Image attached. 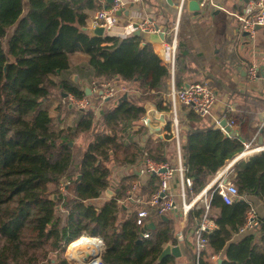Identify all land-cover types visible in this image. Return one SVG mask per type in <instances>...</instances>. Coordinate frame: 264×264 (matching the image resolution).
<instances>
[{
    "label": "trees",
    "instance_id": "trees-1",
    "mask_svg": "<svg viewBox=\"0 0 264 264\" xmlns=\"http://www.w3.org/2000/svg\"><path fill=\"white\" fill-rule=\"evenodd\" d=\"M24 2L29 10L22 17ZM103 7L95 0H0V264H72L66 251L81 237L102 239L105 264L175 262L174 255L159 259L169 242L178 243L173 220L166 214L150 229L149 237L139 241L137 213L128 214L124 207L135 176L123 177L114 188L115 196L94 203L112 188L106 162L122 147L123 165L134 163L144 149L156 162L168 160L164 141L143 149L122 136L147 113L148 105L168 113L169 67L143 34L99 37L84 31L86 10ZM17 20L8 36V27ZM181 45L178 40V48ZM75 53L88 56L81 72L124 82L132 90L121 103L98 114L93 107L80 109L72 125L60 127L41 105L44 98L48 101L56 94L54 89L60 97L63 93L78 99L86 96L85 89L68 77ZM53 76L62 78L56 81ZM175 84L185 85L177 70ZM182 110V148L187 175L193 181L188 191L191 198L243 149V142L215 128L208 117L186 106ZM84 133L91 138L75 165V139ZM235 174L241 197L227 204L219 195L213 196L217 228L203 234L208 246L201 264H212L213 255H221L222 264H264L263 218L253 231L234 239L252 208L249 199H264V152L236 164ZM158 182L152 177L143 194L157 190ZM202 214V208L192 210L188 224L196 225ZM192 250L195 264L194 246Z\"/></svg>",
    "mask_w": 264,
    "mask_h": 264
},
{
    "label": "crops",
    "instance_id": "crops-1",
    "mask_svg": "<svg viewBox=\"0 0 264 264\" xmlns=\"http://www.w3.org/2000/svg\"><path fill=\"white\" fill-rule=\"evenodd\" d=\"M129 1L130 3L124 8L123 13L118 15L117 30L132 22L149 20L152 24L160 26L168 32L173 27L179 15L180 0H172V3L168 0ZM95 2L97 6L104 5V7L111 4H108L107 0H95ZM247 3L248 1L246 0H213V5L208 4L205 7H200L201 9L198 13L191 10L187 4L180 15L179 40L182 45L177 50L174 75L176 77L177 70L178 78L185 85L189 82H207L214 90L217 95V101L211 115L208 116V120L211 123H214L216 119L224 115H228L235 122L231 127V134H234V137L244 142L252 140L256 136L257 142L262 143L264 142V77L262 76L264 72V27L260 26L259 28H255L253 34L241 30V22L238 19V15L244 14ZM28 10L29 8L24 2L22 17L27 14ZM97 10L99 9L86 10L88 18L85 27H95L93 17ZM127 12L129 13L127 14ZM18 22L17 20L9 27L7 30L8 36L13 34ZM86 32L89 34L88 31ZM140 34H143L146 40L152 44L156 53L162 50L164 45L161 42L163 38L162 34L158 36L152 32L144 31H141ZM106 35L104 34V36ZM75 58H79L77 63ZM87 61L88 56L83 53H75L71 57L73 70L70 73L74 71V73L78 72L77 74L81 77V83L79 85L83 89H85V81L87 82L96 78L89 77L79 70V68L87 64ZM253 65L257 66L259 73L255 79H251L248 74L249 68ZM169 78L168 90L171 84V77ZM119 82L120 84L126 85L129 90H132L128 84ZM129 93L127 94L129 95ZM92 94H89V96ZM106 101L105 104L107 107H110L112 103L114 105L118 103V100ZM151 108L155 107L152 105L147 106V114ZM95 113L98 114L99 112ZM161 113L156 110V116H159ZM181 113L184 118L185 112L182 110ZM63 122H59L60 125ZM153 125L166 129V126H163L160 122H153ZM145 130H147L146 134L144 132ZM125 131L128 133V136L131 135L129 132L134 134L131 142L139 146L150 143L157 144L159 141H164L166 157L168 160L173 159V154H175L173 141L165 139L156 140L152 132L153 129L149 125L145 127L138 121L128 126ZM171 150H173V153L170 155L169 152ZM125 165L127 164H124L122 167V177L117 185H114L110 179L112 188L108 189L114 191L113 196L116 194L114 188L118 187L123 177L132 176L129 175L128 165ZM146 185L141 186V193H143ZM103 194L105 195V192ZM105 198L108 199L111 197L105 195ZM249 202L252 208L256 210L258 218L264 219V199L251 198ZM124 203L128 214L132 211L136 212L137 206L133 202L125 199ZM173 214L176 215V212H171L166 215L173 220L175 237L181 250V256H175L174 264H192L193 234L197 224H188V216L186 218L181 216L179 219L174 217L175 215ZM162 216L158 217L161 218ZM158 221L159 219H153L152 222L157 226ZM245 232L236 234L234 239H240L246 234ZM179 236H182V241L178 239ZM86 248L100 250L103 253L105 246L101 240L100 246L86 245L80 249ZM78 252L69 254L68 248L66 251L67 258L72 264H86L82 262L81 254ZM220 258L221 255H213L210 259L212 264H218Z\"/></svg>",
    "mask_w": 264,
    "mask_h": 264
},
{
    "label": "built area",
    "instance_id": "built-area-1",
    "mask_svg": "<svg viewBox=\"0 0 264 264\" xmlns=\"http://www.w3.org/2000/svg\"><path fill=\"white\" fill-rule=\"evenodd\" d=\"M104 1V0H103ZM190 0H180L179 15L170 31L166 32L160 26L152 24L149 20L132 22L131 24L123 26L120 30L118 27L117 11L124 9L129 0H113V2L106 7H103L95 13L93 17L94 26H103L105 34L109 36L128 37L133 35L136 30L144 32H152L163 35L161 42H163L162 50L155 52L162 60L163 64L169 67V74L171 77L170 88L166 93L169 103L168 113H163L165 116L166 129L160 127L158 131H152L156 140L165 139L173 141L175 154L173 159L165 162L154 161L148 153L146 144H142L144 151L141 156L134 163L127 164L129 175L136 177L127 192V201L133 202L136 208V223L141 229L145 228L155 217L169 214L171 212L180 213L185 218L194 209H203L201 219L198 221L194 229V247L196 249V263H200L201 254L208 246V239L203 235L217 228V224L213 219L215 210L212 207V199L214 195H219L227 204H232L239 199L240 191L236 183L235 166L243 160H248L254 155L264 152V142L258 143L257 137L254 136L252 140L243 142V149L230 159L222 168L215 172L214 176L207 183V185L197 194L191 198L188 197V191L192 189L193 181L187 175V168L185 166V159L182 148V127L180 119L182 118L181 108L186 106L202 117L211 115L212 110L217 101V95L207 82H189L182 87H177L175 84V65L178 50L179 40V24L180 15L183 8ZM200 7H205L208 4L213 5V0H197ZM241 22V30L249 34H253L257 26L264 27V0H249L243 15H238ZM248 74L251 79L258 77V68L253 65L249 68ZM131 90L126 85L120 84L114 79H102L92 81L91 93L97 94L98 103L102 104L106 100H118V98L125 92L129 93ZM70 104L75 105L79 109L87 110L93 100L91 96L78 99L72 94H68ZM96 103V102H95ZM164 103V105L168 104ZM99 112V110H96ZM149 116L146 113L139 122L141 125L148 127ZM226 119L227 125L231 128L234 125L233 120H229L227 115L215 120L214 127L222 130L228 135L231 132L226 131L222 121ZM168 123L170 128L167 127ZM162 130V131H161ZM147 133V130H145ZM169 136V137H168ZM125 165V166H127ZM156 176L159 180L158 188L154 192L147 195L141 193V186L147 184L152 177ZM64 189V186H61ZM259 226V218L256 210L251 208L248 212L246 221L240 232L253 231ZM150 229H146L142 233V237H149ZM178 239L183 240L182 236ZM101 242V240H100ZM169 245L176 246L178 243L169 242ZM96 247V246H95ZM102 252L98 253L94 250V255L86 264H105L101 258Z\"/></svg>",
    "mask_w": 264,
    "mask_h": 264
},
{
    "label": "rangeland",
    "instance_id": "rangeland-1",
    "mask_svg": "<svg viewBox=\"0 0 264 264\" xmlns=\"http://www.w3.org/2000/svg\"><path fill=\"white\" fill-rule=\"evenodd\" d=\"M75 59H76V63H77L79 61L78 60L79 58H75ZM71 69L73 70V66L72 65H71ZM74 72L69 73L68 77L71 79L72 82H74L75 84L79 85V83H81V77L77 74L78 72H76V73H74ZM61 78L62 77H60V76H53V79L56 80V81L60 80ZM94 80H97V79L95 78V79H93V81ZM98 80H102V79H98ZM84 85H85V87L89 86L91 88L92 87V82L91 81H87V82L85 81ZM53 92L54 93L56 92V94H58V91L56 89H54ZM56 94L51 96L48 101L45 100L43 102V104L41 105V108L47 109L49 111V113L52 115L53 119L55 120L56 124L60 125V123H58V122H59L60 119H63L64 122L60 125V127H63V126L66 127V126L72 125L73 122H74V119L76 118L75 114L80 109L78 107H76L75 105L70 104V100H69V96L68 95L66 97H63V96L60 97L59 95L57 96ZM90 96H91L90 98H91V100H93V102L89 106L95 108V110H101L102 108L107 107L105 102L102 103V104L98 103L97 94H92ZM60 104L62 105L61 110L58 109V106ZM67 105H69L70 108H74V109L72 111H66L65 107ZM111 106H114V104L112 103ZM129 134H131V135L128 136L127 134H124L122 137L123 138H128L129 137V138H131V140H133L134 134H132L131 132H129ZM145 134H146V132H145ZM90 138H91L90 134H85L84 133L80 137L75 139V146H74V161H75V165L80 161L83 148L85 147V145L87 144V142L89 141ZM133 150L134 149L131 148L129 150V154ZM169 153L171 155L173 153V150H171ZM124 155H125V151H124V148L122 147V149H120L119 152H117L116 154H113L109 158V161L106 162V164L111 168V180L113 181L114 185H117L119 180H120V178L122 177L123 164L121 163V161L123 160ZM64 184L65 183H62L61 185L64 186ZM104 198H105V195L103 194L99 199L94 200V203L95 204H101L104 201ZM173 215H175V214H173ZM181 216L182 215L180 213H176V215L174 217L180 219ZM157 219H159V217L155 218V220H157ZM97 252L101 253L100 250H97Z\"/></svg>",
    "mask_w": 264,
    "mask_h": 264
},
{
    "label": "water",
    "instance_id": "water-1",
    "mask_svg": "<svg viewBox=\"0 0 264 264\" xmlns=\"http://www.w3.org/2000/svg\"><path fill=\"white\" fill-rule=\"evenodd\" d=\"M170 3H172V0H168ZM246 1H249V0H246ZM113 2V0H107V3L108 4H110V3H112ZM188 5H189V8L191 9V10H193V11H196V13H198L199 11H200V5H199V2L197 1V0H190L189 1V3H188ZM123 11H124V9H122V10H119V11H117V15H120V14H122L123 13ZM129 12H127V14H128ZM260 26H257L256 28H259ZM83 29L85 30V31H88L89 32V34L91 35V36H99V37H104V34H105V29H104V27L103 26H95L94 28H87V27H83ZM141 32H140V30H136L135 32H134V34H140ZM58 72H59V70H58ZM263 77H264V72H263V75H262ZM75 79V78H74ZM85 93L87 94V95H89V94H91V88L89 87V86H86L85 87ZM68 95V93H63V97H66ZM128 97V94L127 93H123L120 97H119V99H118V103H121L124 99H126ZM43 101H45V98L43 99ZM148 116H149V119H148V125L153 129V130H159L160 129V126H154L153 125V122H160L161 124H163L164 125V123H165V116H164V114L163 113H161V114H159V116H156V109L155 108H151L150 110H148ZM222 125H224L225 126V129H226V131H228V132H231V128L227 125V120L226 119H224L223 121H222ZM232 136L234 135V134H231ZM261 143V142H260ZM72 144V143H71ZM81 178V175H78V178H77V180H79ZM105 195L107 196V197H112L113 195H114V191H112L111 189H107L106 191H105ZM56 198H57V195L56 194H54L53 195V199H55L56 200ZM156 225H155V223L154 222H150L145 228H142L141 229V233H140V240L139 241H141V239L143 238L142 237V233H144L145 231H146V229H152V228H154ZM94 238H98L99 240H102L100 237H94ZM79 254H81V260H82V262L83 263H88V261H89V259L94 255V249L93 248H86V249H80L79 250V252H78ZM168 255H174V256H177V257H179V256H181V250H180V247L178 246V245H176V246H171V245H167L164 249H163V251H162V253H161V255H160V257H159V259L161 260V259H163L164 257H166V256H168ZM222 258H220L219 260H218V264H222Z\"/></svg>",
    "mask_w": 264,
    "mask_h": 264
},
{
    "label": "bare ground",
    "instance_id": "bare-ground-1",
    "mask_svg": "<svg viewBox=\"0 0 264 264\" xmlns=\"http://www.w3.org/2000/svg\"><path fill=\"white\" fill-rule=\"evenodd\" d=\"M86 245H101V242L98 238H88V237H81L80 239L74 241L72 244H70L69 248V254L76 253L82 246ZM99 248V247H98ZM68 254V253H67Z\"/></svg>",
    "mask_w": 264,
    "mask_h": 264
}]
</instances>
